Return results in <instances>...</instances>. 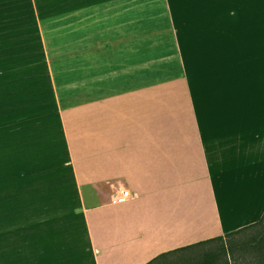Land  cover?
Listing matches in <instances>:
<instances>
[{
  "label": "crops",
  "instance_id": "0c3cea01",
  "mask_svg": "<svg viewBox=\"0 0 264 264\" xmlns=\"http://www.w3.org/2000/svg\"><path fill=\"white\" fill-rule=\"evenodd\" d=\"M263 212L264 0H0V264H144Z\"/></svg>",
  "mask_w": 264,
  "mask_h": 264
},
{
  "label": "trees",
  "instance_id": "16d2710c",
  "mask_svg": "<svg viewBox=\"0 0 264 264\" xmlns=\"http://www.w3.org/2000/svg\"><path fill=\"white\" fill-rule=\"evenodd\" d=\"M263 218L264 212L260 219L252 224L228 231L223 235L162 252L144 264H232L230 261L232 249L236 247L242 249L244 246L255 252L256 264H264V254L259 248L261 240L249 237L248 239L239 238L237 245L233 242L234 236L258 227Z\"/></svg>",
  "mask_w": 264,
  "mask_h": 264
},
{
  "label": "rangeland",
  "instance_id": "374dc122",
  "mask_svg": "<svg viewBox=\"0 0 264 264\" xmlns=\"http://www.w3.org/2000/svg\"><path fill=\"white\" fill-rule=\"evenodd\" d=\"M23 21L24 24L22 26V30L18 31V39L29 40L31 36V31L29 26L25 24V22H27L25 18V14L23 15ZM249 237L250 238L254 237V239L261 240V246L259 248H260V252H263L264 254V218L258 227L245 230L240 235L237 234L236 236H234L233 242L236 243L239 240V238L248 239ZM255 259H256L255 252L252 251L251 249H248V247L246 248V246H244L242 249H240V247H236L232 249V253L230 257V261L232 264H256L257 261Z\"/></svg>",
  "mask_w": 264,
  "mask_h": 264
},
{
  "label": "built area",
  "instance_id": "2783aa9c",
  "mask_svg": "<svg viewBox=\"0 0 264 264\" xmlns=\"http://www.w3.org/2000/svg\"><path fill=\"white\" fill-rule=\"evenodd\" d=\"M99 189H110L113 191L111 201L117 202L127 198L130 193L124 185L123 178L115 177L97 183Z\"/></svg>",
  "mask_w": 264,
  "mask_h": 264
}]
</instances>
